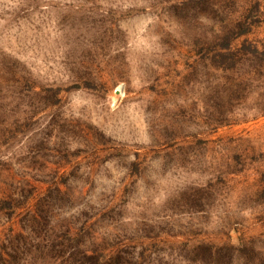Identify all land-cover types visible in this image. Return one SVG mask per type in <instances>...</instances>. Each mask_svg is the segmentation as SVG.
<instances>
[{
  "label": "rangeland",
  "instance_id": "1",
  "mask_svg": "<svg viewBox=\"0 0 264 264\" xmlns=\"http://www.w3.org/2000/svg\"><path fill=\"white\" fill-rule=\"evenodd\" d=\"M0 264H264V0H0Z\"/></svg>",
  "mask_w": 264,
  "mask_h": 264
}]
</instances>
